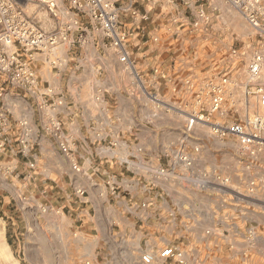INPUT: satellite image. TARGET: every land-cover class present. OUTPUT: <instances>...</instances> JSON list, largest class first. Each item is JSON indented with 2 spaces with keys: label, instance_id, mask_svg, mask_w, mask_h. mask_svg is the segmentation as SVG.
I'll return each instance as SVG.
<instances>
[{
  "label": "rangeland",
  "instance_id": "obj_1",
  "mask_svg": "<svg viewBox=\"0 0 264 264\" xmlns=\"http://www.w3.org/2000/svg\"><path fill=\"white\" fill-rule=\"evenodd\" d=\"M123 1L122 3L127 2V0ZM189 1L193 4L191 8L199 5L204 7L208 17L207 22L202 21L198 29L190 32L180 27L179 30L172 29L164 35L165 31L159 33L157 30L158 40L156 42L159 43L162 40L166 43L163 45L165 49L161 55L167 63L155 64L151 61L144 64L143 73H140L139 79L134 72L125 69L122 71L121 79L117 77L116 71L112 72L109 69L106 71L100 69L99 73L96 70L92 71L84 59V56L90 55L92 48L86 45L83 54L81 53L85 44L86 31H75L77 33L73 32V36L71 30L67 31L68 39L65 42L74 44L73 57H80L79 62L73 61L71 66L75 65L78 69L73 70L71 77L66 71L59 78L58 75L55 76L56 68L49 63L41 70L42 75H40L41 89H52V93L45 97L47 103L55 99L60 100L61 104L53 109L40 111L35 98L30 96L28 102L31 115L29 121L31 140L28 149L23 154L16 143L14 145L18 151L16 154L7 153L0 156V245L4 252L0 254V264H85L87 261L91 264L89 259L95 240L86 230L84 219L88 215L92 216V208L88 207L89 202L85 197L84 189H82L83 197L76 196L77 187L74 188V183L77 177L69 161L60 153L56 138L51 132L45 131L44 127L49 124L51 118H55L60 122L62 132L67 137L60 115H64V119L69 118L70 108L74 109V115H76L80 109L75 108V102H86L87 97L90 102L96 104L101 100L116 101L115 93L109 95L107 92L102 99V93H96L97 88L93 96L90 85L92 80L99 86L103 85L118 91L117 96L125 106L131 102L151 101L147 95L154 93L156 100L153 102H158L159 108L166 113H181L168 111L166 107L168 104L179 107L186 98L187 92L181 84V79L186 74L210 77L221 73L222 68L229 61L230 49L233 48L240 52L244 50L247 56L250 50L247 47L260 39L239 11L225 0ZM133 6L137 7L141 13L150 12L155 17V22L158 21V23H161L158 12L164 13L165 11H168V15H173L177 21L184 17H187L189 21L194 20L189 8L180 1H169L165 4V0H150V2L137 0L133 2ZM26 11L47 30L58 26L59 22L69 23L73 13L77 14L79 25L89 30L92 29L85 13L73 9L66 0L58 6L56 15L34 4H29ZM151 15H149V21H152ZM168 22L172 23V21ZM161 24H166V21ZM170 27L172 28L173 24ZM76 38L77 41H75ZM146 39L147 37H144L142 40ZM205 40L214 41L215 44L211 43L212 47L207 48L203 44ZM152 42L153 40L149 41L142 50L138 46H131L130 51L133 54L136 68L137 63L142 64L138 61L140 50H146ZM101 50L102 53H107L106 50ZM57 53L56 47L53 55H59ZM170 57L174 60L171 61ZM36 64V71H38V67H42L43 64L40 62ZM153 65L159 66L161 71L156 79L151 77ZM239 67L241 63L232 73L238 81L245 78V74L238 70ZM91 77H93L92 80ZM68 78L69 82H67ZM138 80L146 86L144 90L140 87ZM253 105V101L245 105L243 100H240L234 113L239 117L246 112L251 114L254 111ZM62 108L63 112L67 113H62ZM213 118L216 116L213 115ZM197 124L202 126L195 131L196 134H211L208 125L196 123L193 126ZM193 126L188 127L187 125V129H192ZM221 140L224 152L229 153L230 148L235 147L238 153L235 138L227 136ZM174 146L171 145L170 150L175 149ZM192 149L196 152L198 146L194 144ZM55 153L58 154L57 158L54 156ZM175 153L170 152L164 155L168 161L161 162V166L158 167V176L166 186L167 193L162 191L164 199H159V204L163 201L165 205L161 203L162 205L155 212H164V214L160 217L152 214L154 211L151 210L152 205L148 201L134 204L132 200L128 205L129 212L125 210L122 212L123 207L112 206L114 209L112 214L116 216L118 223H112L111 228L118 234L107 237L102 242L99 239V243L102 244L95 249L97 264H139L138 255L141 252L156 251L165 245L178 247L183 252L186 264H219L216 260L218 255L215 249L219 241L224 243L225 253H231L232 246L236 249V253L243 248L246 250L250 248L249 245L252 242L249 234L253 232L245 231L247 224H244L243 219L250 217L262 220L264 216V147L254 158L238 153V165L232 172L222 175L211 172L203 177L198 173L188 175L186 170L183 174L184 167L197 168L198 159H193L191 155L184 154L183 151L178 152V155ZM184 155L191 156L189 165L181 160ZM171 156H176L179 161L175 166L178 167L176 169L179 172L175 177L177 179H173L174 164ZM225 162L227 167L230 161ZM79 164L81 166L80 162ZM129 165L137 168L134 160L129 161ZM180 165H183L182 169H179ZM174 184L177 185L174 186ZM187 184L190 185L189 191L183 189ZM167 194L183 200L185 204L177 205L173 198L167 199ZM132 203L133 206H131ZM111 204L115 205V202L112 201ZM96 209L102 214V206ZM218 216H222L223 220H219L216 225L215 220ZM234 220L240 222L239 231L246 233L243 232L242 235L236 233L232 228V223L235 224ZM102 226L105 233L110 229L106 223H102ZM222 226L225 229L221 240L217 236ZM125 239L133 245H139L138 251L124 252L121 244L126 241ZM258 248H260L258 254L250 258L252 264H264L263 246ZM236 253L235 256L230 257L231 259H227L226 263L243 264L242 260L243 262L249 261L245 255L239 256ZM2 256L7 263L1 262ZM239 259L242 260L230 262Z\"/></svg>",
  "mask_w": 264,
  "mask_h": 264
},
{
  "label": "built area",
  "instance_id": "obj_2",
  "mask_svg": "<svg viewBox=\"0 0 264 264\" xmlns=\"http://www.w3.org/2000/svg\"><path fill=\"white\" fill-rule=\"evenodd\" d=\"M64 1L0 0V156L7 153L16 154L18 152L14 146L16 143L19 151L25 154L31 140L28 118L18 116L13 119L9 104L11 93L21 91L28 98L32 96L40 111L50 110L61 104L60 100L55 99L47 103L45 97L52 93V89H41L42 79L35 65L40 60L50 61L53 65L54 61L51 59L54 57V50L59 44L67 41V31H85L87 27L79 25L78 16L73 13L69 23L59 22L58 26L47 30L28 15L26 8L29 4H34L56 15V9ZM66 1L73 9L85 13L91 27L107 41V48L114 54L117 62L123 69L134 72L139 79L141 72L136 68L130 49L132 45L139 47L137 43L139 37H146L147 33L141 23L148 22L150 17L148 12L141 13L133 6V2L137 0H127L125 3H122L123 0ZM144 1L149 0H139V2ZM169 1H180L193 15V21H189L187 17L177 21L173 16L171 21L176 29L186 27L190 32L198 29L202 21L207 22L208 17L202 5L191 8L193 4L189 0ZM225 1L239 11L260 39L247 47L250 49L247 56L244 50L240 52L230 49L229 61L222 68L221 73L210 77L186 74L181 79V84L187 92L186 98L179 107L168 104L166 108L171 112H181L186 118L188 127L196 123L206 124L210 128L211 135L216 139L221 140L227 136L235 138L238 153L254 158L264 147V0ZM126 20L128 21L125 22ZM149 40L156 42L158 39L156 36H150ZM170 60L173 61L174 58L170 57ZM240 63L241 67L238 70L245 74V78L238 81L232 73ZM159 69L157 65L152 66L153 79L160 76ZM138 82L144 90L146 86H143L140 80ZM147 98L152 102L156 100L154 93H149ZM240 100H243L245 105L253 101L254 111L251 114L246 112L241 117L236 116L234 111ZM213 115L216 118H213ZM44 130L51 132L56 138L59 151L69 161L71 169L74 172H81L77 155L64 136L60 122L51 118ZM181 160L186 165L191 162L187 155L182 156ZM110 189L112 192L115 191L114 187ZM75 194L83 197L84 191L77 188ZM249 239L254 242L253 234H249ZM138 263L186 264L183 252L173 245H165L156 251L141 252ZM85 264L90 263L87 261Z\"/></svg>",
  "mask_w": 264,
  "mask_h": 264
},
{
  "label": "crops",
  "instance_id": "obj_3",
  "mask_svg": "<svg viewBox=\"0 0 264 264\" xmlns=\"http://www.w3.org/2000/svg\"><path fill=\"white\" fill-rule=\"evenodd\" d=\"M148 2H150V0ZM166 3L168 2L165 0V4ZM167 13L168 11L164 13L158 12L157 14L161 23L166 21V24L162 25L158 23V21L155 22V17L148 12V14L152 16V21L141 23L145 33H147L146 37H148L145 42H142V36L139 37L137 43L141 50L149 41H152L149 40V37L153 35L156 36L158 31L159 33L165 31L163 34L166 35L172 29L179 30L174 26L172 28L170 27L173 23H169L168 21H171L173 15H168ZM126 26L130 25L128 24ZM157 27L158 29H156ZM185 29L186 27L183 28V30ZM75 31L76 30H71L72 36ZM85 31L87 34L85 44L84 46L82 45L83 49L81 53L84 52L86 45L92 48L90 55L84 56L90 69L92 71L96 70L98 73L100 69L102 71H106L107 69L112 72L116 71L117 77L121 79L124 69L117 62L110 49L107 48V41L105 38L99 32L97 33L94 28L91 30L86 29ZM144 36L145 35H143V37ZM77 40L76 38L75 41ZM207 42L208 41L205 40V43H203L207 48L212 47L211 43L215 44L214 41ZM164 44L166 43L162 40H160L159 43L153 41L152 45H149L146 50H140L138 61L142 64L139 65L137 63L139 72L143 73L142 68L144 64L151 61L155 64L167 63V60L165 59L164 61V58H162L163 55H161L165 49V47H163ZM101 49L106 50L107 53H102ZM74 50V44L71 45L66 42L57 46V54L59 55H55L53 59H51L54 61L53 67L56 68L55 76L58 75V77L61 78L64 72L67 71L69 72L68 76L71 77L74 73L73 70H75V68L78 69L75 65L71 66L73 61L79 62L80 60V57H73ZM205 57L207 58L206 55ZM39 62L43 64L42 67H38L39 74L42 75L41 70L45 68L50 61L43 62L40 60ZM92 78L93 77H91V80ZM79 80H81V78ZM67 82H69V78ZM90 85L93 96L95 95V88H97L96 93H102V99L104 98V94L108 92L109 95L111 93L116 94V101L105 102V100H101L96 104L90 102L89 97H87L88 101L86 102L78 101L74 103L75 108L80 109L76 115H74V109L70 108V117H65L64 119V115H60V118L67 136L66 139L69 141L71 148L76 153L81 163V172H74L77 177L74 188L77 187L85 190V197L89 202L88 207L90 209L92 208L91 211H93L92 216L88 215L84 220L86 222V230L89 231L93 240H95L89 260L91 264H97L95 249L102 244L99 243V239H101L102 242L105 238L118 234V232L111 228L112 223H118V220L115 219L116 216L112 214V211H114L112 206H117L119 208L123 207L122 212H124V210L129 212L128 205L132 200L134 204L148 201L149 204L151 203L152 205L151 210L154 211L152 214L158 215V217L164 214V212H155L157 208L163 204V201H160L162 204H159V199H164L162 193L166 191V186L160 181V177L158 176V167L161 166V162L167 160L164 155L170 152H176L175 155H178L180 151H183L184 154L191 155L193 159H198V167L192 166L182 169L181 167L183 165H180L179 169H182V171L184 170L183 174H185L186 170V174L188 175L198 173L203 177L211 174V172L222 175L234 171L238 165V153L235 147L230 148L229 153L224 152L223 141L214 138L211 134H196L197 132L195 131L202 125L197 124L193 126L192 129H187L186 118L181 113H166L159 108L157 103L148 100H144L140 103L131 102L125 106L117 96L118 91L103 85L99 86V84H96L93 80L90 82ZM78 89L80 88L78 87ZM77 99L78 98H76V100ZM9 104L11 105L13 119H16L18 116H24L30 121V104L28 102V96H26L24 92L16 91L11 93ZM61 111L62 113L66 112L65 110V112H63V108ZM194 144L198 146V151L196 152L192 149ZM171 145H175V149L170 150ZM54 156L57 158L58 154L55 153ZM226 159L230 161L227 167L225 165ZM132 160L137 163V168L129 165V161ZM171 160L174 164L172 172L174 175L173 179H177L175 177L178 176L179 172L178 169H176L178 167L175 166L179 161L176 156H171ZM175 185L177 184H174V186ZM111 187L115 188L114 192L111 191ZM182 187H184V185ZM189 188L190 185L187 184L183 189L189 191ZM167 195V199L173 198L174 203L177 205L185 204L183 200L181 201L176 197L174 198L169 194ZM112 201L115 202V205L111 204ZM167 204L168 202L166 205ZM98 206H102V214L98 213L99 210L96 209ZM131 206H133V203ZM219 220L222 221L223 217L218 216L215 220L216 225ZM233 222H235V224L232 223V228L238 235L251 231L254 234L255 241L252 244L250 243L249 249L247 247V250L243 248V250H239L238 253H236L237 251L235 252L236 249H233L234 246L230 249L231 253H225L226 247L223 242L219 241L215 248L217 251L216 254L218 255L216 260L219 261V264H228L226 260L231 259L230 257L233 255L235 256L236 253L239 256L245 255L246 259H249L247 262H243L241 259L243 264H252L250 258L254 256V254H258L260 250V248H258L259 246H263L262 253L264 256V216L262 220L250 217L243 219L244 224H247V228L245 229L246 232L239 231L238 228H241V226L238 224H240V222L236 220ZM102 223H106V225L110 227L106 233L102 230ZM224 229L225 227L222 226L220 228L221 232L218 233L217 236L221 240L224 236ZM120 233L122 234V232ZM258 239H260L259 241L261 243L257 242ZM121 245L122 250L126 253L133 250L137 252L139 247V245H133L128 240L122 242ZM241 260L230 262H240Z\"/></svg>",
  "mask_w": 264,
  "mask_h": 264
},
{
  "label": "bare ground",
  "instance_id": "obj_4",
  "mask_svg": "<svg viewBox=\"0 0 264 264\" xmlns=\"http://www.w3.org/2000/svg\"><path fill=\"white\" fill-rule=\"evenodd\" d=\"M3 249H2V246L0 245V254H3ZM1 262L2 263H7V261L5 260L4 256H2V259H1Z\"/></svg>",
  "mask_w": 264,
  "mask_h": 264
}]
</instances>
